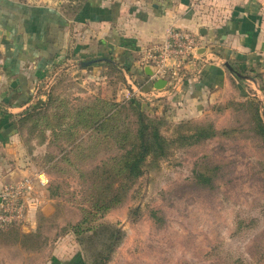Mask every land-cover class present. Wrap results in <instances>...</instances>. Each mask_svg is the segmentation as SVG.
Instances as JSON below:
<instances>
[{
    "label": "rangeland",
    "instance_id": "1",
    "mask_svg": "<svg viewBox=\"0 0 264 264\" xmlns=\"http://www.w3.org/2000/svg\"><path fill=\"white\" fill-rule=\"evenodd\" d=\"M21 1L59 7L72 30L14 120L46 201L33 228L23 227L27 214L0 226V259L264 264V58L232 55L231 89L201 105L182 93L185 83L156 89L163 77L135 76L101 40L90 46V0ZM132 102L165 141L134 177L121 161L137 129Z\"/></svg>",
    "mask_w": 264,
    "mask_h": 264
},
{
    "label": "crops",
    "instance_id": "2",
    "mask_svg": "<svg viewBox=\"0 0 264 264\" xmlns=\"http://www.w3.org/2000/svg\"><path fill=\"white\" fill-rule=\"evenodd\" d=\"M212 1L213 7L198 12L200 0H90V46L101 40L110 52L134 65L135 76H141L146 66L154 73L153 65L144 61L145 53L164 41L170 27L198 34L201 44L197 53L204 65L199 75L184 82L182 93L194 103L208 105L210 95L231 89L226 66L232 55L264 58V3H201ZM71 28L72 20L59 7L0 0V193L29 174L14 120L32 103L39 77L61 56L64 44L67 47ZM201 28L206 29L205 35L199 33ZM45 201L38 194L30 203L25 229L33 228L35 214ZM0 264L10 263L0 259Z\"/></svg>",
    "mask_w": 264,
    "mask_h": 264
},
{
    "label": "built area",
    "instance_id": "3",
    "mask_svg": "<svg viewBox=\"0 0 264 264\" xmlns=\"http://www.w3.org/2000/svg\"><path fill=\"white\" fill-rule=\"evenodd\" d=\"M200 44V35L170 27L164 41L149 47L145 53L144 61L154 68L150 77H163L165 85L171 86L170 92H177L184 80L201 73L204 61L197 53ZM44 183L40 175L32 174L6 185L0 193V226L21 222L26 208L36 199L37 185Z\"/></svg>",
    "mask_w": 264,
    "mask_h": 264
},
{
    "label": "trees",
    "instance_id": "4",
    "mask_svg": "<svg viewBox=\"0 0 264 264\" xmlns=\"http://www.w3.org/2000/svg\"><path fill=\"white\" fill-rule=\"evenodd\" d=\"M131 107L136 111L137 129L132 139L129 150L126 151L121 161L126 173L131 176H138L142 170V164L151 153H160L165 148V141L160 134L158 127L148 120L139 104L132 102ZM129 135V134H126Z\"/></svg>",
    "mask_w": 264,
    "mask_h": 264
},
{
    "label": "water",
    "instance_id": "5",
    "mask_svg": "<svg viewBox=\"0 0 264 264\" xmlns=\"http://www.w3.org/2000/svg\"><path fill=\"white\" fill-rule=\"evenodd\" d=\"M199 33H200L201 35H205V34H206V29H205V28H201V29L199 30ZM227 66H229V65L227 64ZM144 72H145L147 75H152V74H153L152 68H151L150 66H146V67L144 68ZM165 84H166V80H165V79H163V78H158V79H156V80L153 82V87L156 88V89H160V88L164 87Z\"/></svg>",
    "mask_w": 264,
    "mask_h": 264
}]
</instances>
